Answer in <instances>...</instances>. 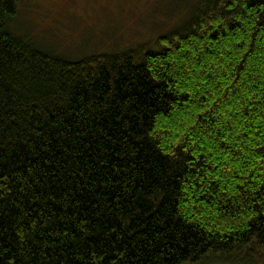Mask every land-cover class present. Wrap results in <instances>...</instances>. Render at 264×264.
<instances>
[{
	"label": "trees",
	"instance_id": "trees-1",
	"mask_svg": "<svg viewBox=\"0 0 264 264\" xmlns=\"http://www.w3.org/2000/svg\"><path fill=\"white\" fill-rule=\"evenodd\" d=\"M0 0V264H264V0H197L73 59Z\"/></svg>",
	"mask_w": 264,
	"mask_h": 264
},
{
	"label": "rangeland",
	"instance_id": "rangeland-1",
	"mask_svg": "<svg viewBox=\"0 0 264 264\" xmlns=\"http://www.w3.org/2000/svg\"><path fill=\"white\" fill-rule=\"evenodd\" d=\"M197 0H20L18 33L73 59L139 50L180 29Z\"/></svg>",
	"mask_w": 264,
	"mask_h": 264
}]
</instances>
